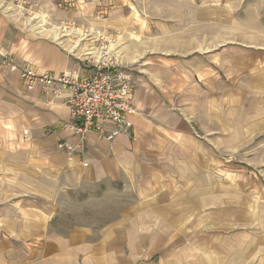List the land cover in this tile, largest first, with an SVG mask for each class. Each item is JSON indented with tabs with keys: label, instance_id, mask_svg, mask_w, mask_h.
<instances>
[{
	"label": "crops",
	"instance_id": "1",
	"mask_svg": "<svg viewBox=\"0 0 264 264\" xmlns=\"http://www.w3.org/2000/svg\"><path fill=\"white\" fill-rule=\"evenodd\" d=\"M1 2L0 45L15 63H0V264H80L85 235L52 233L58 198L126 190L140 214L126 224L148 215L155 229L170 231L165 236L172 241L165 243L174 245L176 258L165 257L162 264H264V201L259 209L252 191L229 186L219 156L227 153L229 141L236 147L244 133H264V42L249 44L264 37H253L258 31L250 24L256 18L247 13L264 6L263 0H225L228 8L235 7L236 40L223 41L228 33L217 31L211 47L196 49L185 63L166 69L172 72L163 73L165 82L134 78L130 71L132 134L122 132L110 141L91 132L85 152L65 126L73 121L70 108L46 96L40 84L27 89L20 67L80 75L94 67L54 42L21 33ZM186 4L199 6L195 17L201 21L220 11L206 8V0ZM134 56L139 58L119 57L136 63ZM111 256L118 260L115 252Z\"/></svg>",
	"mask_w": 264,
	"mask_h": 264
},
{
	"label": "rangeland",
	"instance_id": "2",
	"mask_svg": "<svg viewBox=\"0 0 264 264\" xmlns=\"http://www.w3.org/2000/svg\"><path fill=\"white\" fill-rule=\"evenodd\" d=\"M1 1L24 35L58 44L88 68L113 63L133 72L134 78L162 77L165 82L163 73L172 72L166 69L185 63L196 49L211 47L219 30L228 33L223 41L236 40L232 35L236 27L231 20L235 7L228 8L225 0H206V8L220 10L212 13L209 21L195 17L199 6L189 7L186 0H15V4L11 0ZM247 13L256 18L250 24L258 31L253 37H264V20L261 21L264 6L249 9ZM221 15V21L215 20ZM56 28L62 33L60 37L52 34L57 39L44 30L52 32ZM250 41L247 43L256 45L264 39ZM171 44L176 46H168ZM121 53L125 57L138 54L139 61L123 62ZM242 139L236 147L229 141L227 153L223 150L219 153L223 160L222 175L227 173L229 186L252 191L251 200L259 203L260 209L264 201V133H244ZM134 202L130 190L103 191L100 196L82 199L62 195L55 206L52 233L67 238L75 231L85 235L80 264H162L165 257L175 260L176 253L171 249L174 245L165 243L172 241L165 236L170 231L155 229V219L151 222L150 216L142 215L136 223L126 224L125 219L134 221L140 216L134 213ZM255 210L258 211L257 206ZM157 240L161 243L153 244ZM112 252L118 260L113 261Z\"/></svg>",
	"mask_w": 264,
	"mask_h": 264
},
{
	"label": "built area",
	"instance_id": "3",
	"mask_svg": "<svg viewBox=\"0 0 264 264\" xmlns=\"http://www.w3.org/2000/svg\"><path fill=\"white\" fill-rule=\"evenodd\" d=\"M0 63L13 65L14 57L4 53L0 45ZM93 72L80 75L74 72L41 71L26 64L20 67L24 86L31 90L37 84L48 97L62 99L70 108L72 122L65 126L78 137L77 148L85 152L91 132L112 141L119 133L132 134L134 82L127 69L113 63L95 64ZM106 124L115 126L108 131ZM28 134V131H26Z\"/></svg>",
	"mask_w": 264,
	"mask_h": 264
},
{
	"label": "bare ground",
	"instance_id": "4",
	"mask_svg": "<svg viewBox=\"0 0 264 264\" xmlns=\"http://www.w3.org/2000/svg\"><path fill=\"white\" fill-rule=\"evenodd\" d=\"M30 20H31V19H30ZM52 32H53V33H52ZM52 32H50V33L53 34V35L56 36V37H57V36L60 37V34H62V33H61V30H60L59 28H56L55 30L53 29ZM78 46H79V45H78ZM70 49H71V48H70ZM75 50H76V49H75ZM94 53H95V52H94ZM87 54H88V53H87ZM137 58H138V56L135 57V59H137ZM139 58H140V57H139ZM139 58H138V59H139Z\"/></svg>",
	"mask_w": 264,
	"mask_h": 264
}]
</instances>
